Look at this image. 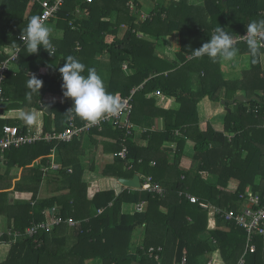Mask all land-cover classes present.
<instances>
[{
    "label": "trees",
    "instance_id": "1",
    "mask_svg": "<svg viewBox=\"0 0 264 264\" xmlns=\"http://www.w3.org/2000/svg\"><path fill=\"white\" fill-rule=\"evenodd\" d=\"M130 1L95 0L85 3L83 0H66L57 18L45 25L49 28L53 25V29L63 32L61 39L53 38L50 34L55 54L49 55L44 49L29 54L23 48L15 62L19 69H10L7 73L4 100L14 101L9 108L32 107L31 99H36L37 95L31 93L30 89L21 90L20 87L32 76L28 74L30 69L47 67L45 59L51 60L54 65L47 67V72L37 78L42 80V87L49 84L48 91L63 95L62 79L57 77L59 74L61 78V74L56 66L61 57L64 59L63 64L69 55L84 62L86 68L83 74L87 75V68H94L98 73V69L91 64L97 54L109 53L116 66L113 70L120 71L122 75L111 83L112 94L121 100L134 87L143 84V88L134 96L132 120L140 123L138 118L143 120L146 116H161L165 120V128L146 134L149 139L147 147L137 145L133 141L134 136H126L124 130L116 129L109 123L104 124L102 131L93 128L88 133L110 134L115 139L109 148L116 153V161L105 169V173L126 177V170L133 169L152 175L165 188L166 194L161 197L148 190L127 189L117 195L115 191L107 190L97 192L93 199L88 200L86 194H82L85 188L81 192L83 169L69 172L74 163L68 162L67 151L78 141V137L70 142L41 140L19 148L13 147L5 153V158L10 159V168L13 165L27 167L40 157L43 165H48L47 162L53 158L52 150H57L55 158L62 162V166L48 179L50 185L53 182L56 184L54 190L50 189L52 192L69 190V193L37 198V190L45 176L41 167L31 168L36 184L32 198L35 204L25 201L14 206L6 205L7 193H3L0 194V214L7 212L11 218L9 212L15 210L16 216L12 217L16 224L14 230L22 232L32 223L44 221L45 211L53 207L56 208V214L64 218L72 217L78 224L70 226L64 223L50 233H41L38 236L43 240L41 246L35 238L18 239L12 244L6 261L0 264H63L52 259L49 262L48 257L51 243L62 248L60 244H64L63 239L68 234L64 231L76 236L73 245L68 249H63V246L56 253V258H62L64 252L74 257L68 264H156L146 253L152 245L163 246L165 264L180 263L184 257L189 264H203L208 256L214 264H236L245 250L246 232L243 228L218 216L217 228L210 230L208 212L185 197H180L179 192L189 191L201 200L236 210L243 203L242 193L250 189L255 193H264V48L254 58L246 42H239L235 46L239 54L250 58V69L239 78H233L225 72L222 58L213 61L207 56L188 57L193 54L192 50L211 38L217 27L221 26L231 36L246 33V25L250 21L264 18L263 2L204 0L205 4L201 8L189 0H152L156 6L148 13L146 6L139 0L132 1L133 8L128 5ZM77 7L87 9L90 16L78 18ZM113 13L117 14L115 22L110 20ZM141 13H147L148 16L143 18ZM34 15H42L39 0H0V62L7 58L3 50L6 46L20 44L17 36L22 34V29ZM124 24L128 27L125 34L120 36V28ZM175 31L180 34L181 49L175 54L176 58L171 60L162 56L158 47L164 37ZM139 33L149 37H141ZM78 43L81 49H78ZM124 62L134 71L133 74L124 72ZM51 69L54 76L51 75ZM195 74L198 75V83ZM157 90L175 99L180 107L169 110L157 108ZM17 94H20L18 99ZM240 94L248 97L257 95L260 100L233 101ZM29 95L30 100L26 98ZM206 96L217 102H226L222 129H216L209 123L202 128L200 124L198 103ZM19 100L24 103L16 104ZM71 106L72 100L54 105L52 112L55 120L44 112L41 133L51 132L54 122L57 130H63L70 120L65 113ZM85 122L75 117L76 125ZM5 124L18 125L24 132L29 130L28 124L20 125L12 120L0 119V137ZM176 130L182 131L183 135H176ZM190 141L194 143L191 158L193 166L185 167L182 160ZM173 142L177 144L175 152L167 146ZM123 143L129 147L126 160L118 155ZM111 168L114 170L111 171ZM231 180L238 184L236 190H227ZM142 201L148 202L146 211H123L125 203ZM102 207L103 212L98 213ZM139 228L143 248L135 240ZM5 238L8 239V236ZM255 243L257 251L248 252L246 264H264V237L257 236ZM97 259L100 260L98 263L90 262Z\"/></svg>",
    "mask_w": 264,
    "mask_h": 264
},
{
    "label": "crops",
    "instance_id": "2",
    "mask_svg": "<svg viewBox=\"0 0 264 264\" xmlns=\"http://www.w3.org/2000/svg\"><path fill=\"white\" fill-rule=\"evenodd\" d=\"M133 1V0H132ZM130 1V2H132ZM179 1V0H178ZM128 2V4L130 3ZM139 3H142L144 6L150 5V4H155L154 1L152 0H139ZM148 11V10H147ZM88 14V15H87ZM84 13L83 11L80 12V16L82 15L83 18H88L90 15L89 13ZM115 13L111 15V22H115L116 19ZM82 18V17H81ZM125 25V24H124ZM122 27L120 30H122ZM126 31V30H125ZM124 32H121V35L125 34ZM176 33L174 34L175 36V49L176 51H180L181 49V37L178 31H175ZM178 33V34H177ZM50 34L53 35V38L56 39H61L63 37V32L61 29H53V25L50 27ZM139 36L141 37H149L143 33H139ZM171 37V36H170ZM7 47V46H6ZM24 46H22L21 52L23 51ZM159 48V47H158ZM43 47H40L38 52H41ZM20 52V53H21ZM99 52V51H97ZM159 52V51H158ZM37 55V54H36ZM20 56V55H19ZM163 56V55H162ZM241 56L243 59L246 57L245 54H239L238 51H236V55L234 57ZM168 57V56H167ZM233 57V58H234ZM17 60V59H16ZM15 61L11 63L10 69H13L17 71L19 69V66L15 64ZM45 63L47 64V67L54 65V63H51V60L48 61L47 59L44 60ZM225 60H222L224 62ZM64 59L61 57L58 62H57V68L61 67L63 65ZM84 63V62H82ZM85 64V63H84ZM91 64L94 65L98 69V74L101 76L106 91L109 93H112V82L115 79H119L122 75L120 71L113 70L114 67V62L111 59V56L109 53L101 54L98 53L95 60L91 62ZM124 64H127V62H124L122 64V69L127 75H131L134 73V71L130 70L129 66L127 68L124 67ZM118 66V65H117ZM47 67L46 66H37L33 67L30 69L28 74L35 75L36 77H41V74H44L47 72ZM106 69V71H105ZM226 71V69H225ZM104 73V76L102 73ZM229 74V73H228ZM51 75H53V71L51 69ZM242 75V74H241ZM57 77L59 79L60 75L57 74ZM195 81L197 82L198 75L195 74ZM241 77V76H240ZM198 83V82H197ZM28 82L26 84L22 85L21 90L29 89L27 87ZM49 84H46L44 87H41V92L40 95L39 93H35L37 95V98L31 99V102L33 104L32 107H10L9 105L14 102L12 100L6 99L4 100V104L2 107V113L0 119H8L12 120L20 125L25 123L21 118H20V113L21 112H34L36 114V120L33 124L28 125L29 129L32 130L33 132H41L43 129L42 125L44 122V112H46V108L49 104L52 102L56 101L58 102H67L72 100L71 98H66L63 95L60 94H55L50 91H48ZM135 88V87H134ZM20 96V94H17V99ZM28 98V97H26ZM157 99L156 107L160 109H176L180 107V105L175 101V99L166 96L163 94V96H155ZM24 103V101L19 100L16 104L22 105L21 103ZM56 103V104H57ZM201 103H203V111L204 115L202 116L201 112ZM54 104V105H56ZM53 105V107H54ZM225 105H220V102L214 101L208 96L204 97L199 103H198V112H199V118H200V124L202 128L206 127V124H211L213 127L218 125L220 128H223V119L222 117H225L226 115V110L224 109ZM52 107V108H53ZM51 108V114L47 113L48 115H52L53 120H55V114L52 112ZM227 108V107H226ZM225 112V114H224ZM142 117V116H141ZM218 117V118H217ZM140 123H135V134L133 141L139 146L142 147H147L149 144V139L146 137V134L150 132H159L164 130L165 128V120L161 116H146L145 118L140 119L138 118ZM213 120L215 121L214 124ZM26 124V123H25ZM205 126V127H203ZM56 127L55 122L53 123L52 128ZM102 131V130H100ZM175 133H179L178 136H182L183 132L180 130H176ZM177 135V134H176ZM115 142V139L113 136L110 134H107L106 136L101 135L100 132H93V133H83L82 135L78 136V141L71 147L67 153H68V162L74 163V166L71 165L70 171L72 172L73 170H79L83 169V176H82V184H83V189L81 192L85 191L82 194H86V197L88 200L93 199L95 194L100 191H107V190H113L116 192L117 195L121 194L123 191L127 189H133V188H128L125 185H123L120 182V178H133L135 175H139L141 178V181L144 180V176L146 174H143L141 172H138L137 170L133 169H128L126 170L128 172V175L126 177H121V176H114L110 175L111 173L107 174L105 173V169L107 167L112 166L115 161H116V153L109 148L113 143ZM169 145V144H168ZM172 149V148H171ZM56 151H54V154H52L50 158V161L47 162L48 165H43L42 162V157L34 160L30 165L27 167H24L22 165H13L10 168V159L7 160L6 158L4 160H1V165H0V194L7 193L6 199H5V204H9L11 206L21 204V202H32L34 205L35 201L32 199L35 194V182L33 180L34 174L30 172L31 168L35 167H41L42 171L44 172V179L40 185V187L37 190V198H48L53 195H60L61 193L67 194L69 193V190H64L62 192H52L56 184L53 182L51 185L49 184L48 179L50 176L53 174H56L59 170V168L62 166V162L60 160H57L58 158H55ZM175 152V151H174ZM71 158V159H69ZM173 159L175 158V153L172 157ZM22 159V158H21ZM155 162V161H154ZM153 162V165H154ZM156 163V162H155ZM54 165H58V168L55 169L53 168ZM75 167V168H74ZM114 168H111V171H113ZM32 179V180H31ZM21 187H18L20 186ZM53 188V190L51 189ZM248 191H253V190H248ZM180 193V192H179ZM180 196V194H179ZM182 197V196H180ZM187 199V198H186ZM189 200V199H188ZM146 202L145 209L147 210L148 207V202ZM135 205L136 203H125L123 205V211L126 213H134L135 212ZM215 205V204H214ZM104 208V207H102ZM100 209V208H99ZM98 209V210H99ZM145 210V211H146ZM208 212V211H207ZM11 213L12 217L16 216L15 210H11L9 214ZM20 214V211H19ZM12 217L10 218L7 212L0 214V233H5L3 236H0L1 242H0V263L6 261L10 254V250L12 248V239L11 236L7 233L10 230H14L16 224H14V219L12 220ZM76 221V220H75ZM88 221V219H86ZM76 224H78V221H76ZM208 228L210 230L216 229L217 228V218L215 220L212 218V215L208 212ZM68 234L66 235V239H63L64 244H60L63 249H68L70 245H73L76 241V236L74 234H70L68 231ZM64 232L62 233L64 236ZM141 228L138 229L137 235H136V244L141 246L142 241H141ZM5 236H8V239L5 238ZM62 236V237H63ZM3 240V241H2ZM62 248H58L57 244L54 245V242L49 245V255L50 258L48 261L50 262L51 259L53 261H62L64 262L63 264H68V261L74 259L71 255L69 256L67 252H64V256L62 255V258L58 256L56 258V253L58 251H61ZM217 256V255H216ZM215 256V257H216ZM54 257V258H53ZM100 260H94L90 262L98 263ZM89 263V260L86 261ZM213 263V259L211 257H207L204 261L203 264H209ZM238 262V261H237ZM237 264V263H236Z\"/></svg>",
    "mask_w": 264,
    "mask_h": 264
},
{
    "label": "built area",
    "instance_id": "3",
    "mask_svg": "<svg viewBox=\"0 0 264 264\" xmlns=\"http://www.w3.org/2000/svg\"><path fill=\"white\" fill-rule=\"evenodd\" d=\"M95 0H83L85 3H92ZM42 7L41 20L46 25L52 19L57 18L59 11L62 6L65 4L66 0H39ZM130 8H133L134 3L130 2L128 4ZM88 13L87 9L76 8V16H80V12ZM144 18L148 16L147 13H141ZM88 15V14H87ZM142 16V17H143ZM75 26V25H74ZM75 28V27H74ZM214 34V31H213ZM244 34H239L237 36H232L234 45L236 46L239 42H246V37ZM21 34L17 36L20 40V44L16 46H7L3 50L7 54V58L0 62V117L2 113V107L4 102V83L7 79V73L10 70L11 63L15 61L20 55L23 45L21 40ZM78 49H81L80 43L77 45ZM189 59L195 58L191 54ZM124 67L127 68L128 65L124 64ZM143 88L141 86L135 87L131 92L121 98L122 108L119 112L114 115H105L95 124H90L85 122L82 125H76L75 117L70 118L68 124L63 130H57L55 127L51 132L42 134L41 132H33L28 130L26 132L22 131L18 125L5 124L2 130V136L0 137V159H5V153L7 150L16 147L19 148L26 144H34L37 141H47L51 142L53 140L70 142L73 138L82 135L83 133L89 132L93 128L102 130L105 123L112 124L114 128L124 130L126 136H134L135 134V123L132 120L135 105H134V96L135 94ZM156 96H163V93L160 90H157L155 93ZM171 145H173L171 143ZM173 150L174 146H170ZM55 149L52 150L54 153ZM129 154V147L126 143L122 144V149L118 152V155L122 159H127ZM156 163L154 162V165ZM131 167V165H130ZM53 168L57 169L58 165H54ZM143 190H148L157 194L161 197L165 196V188L157 181L154 180L152 175H145L144 180L142 181ZM180 196H183L189 199L190 202L198 204L202 209L208 211L212 218L215 220L218 216L224 218L226 221L234 222L237 226L243 228L246 232V246L243 254L240 256L237 264H246L248 252H256L257 245L255 243L257 236L264 237V193H255L253 191H247L242 193L240 196L243 199L241 207L236 210L230 207H220L214 205L211 202L201 200L198 196L190 193L189 191H180ZM146 202L142 201L136 203L135 211L144 212ZM104 208H100L98 213L103 212ZM56 208H50L45 211L46 219L42 222L32 223L25 232L19 230H10L7 233L11 236L12 242L15 243L18 239L23 237L35 238V241L38 242L39 246L43 243V240L38 238V236L43 232H52L56 227L62 224H68L70 226H75L76 221L72 217L64 218L59 214H56ZM5 233H0V236H3ZM3 241V240H2ZM143 248V246H141ZM164 251L163 246H149L147 248V254L153 258L156 264H165L162 258V252ZM177 264H189L186 260V257L182 259L180 263ZM209 264H212L211 262Z\"/></svg>",
    "mask_w": 264,
    "mask_h": 264
},
{
    "label": "clouds",
    "instance_id": "4",
    "mask_svg": "<svg viewBox=\"0 0 264 264\" xmlns=\"http://www.w3.org/2000/svg\"><path fill=\"white\" fill-rule=\"evenodd\" d=\"M246 44L252 57L257 58L264 48V18L253 19L246 25ZM21 40L29 54L37 53L42 46L49 55L55 54V49L50 39V28L45 26L39 16H31L25 28L22 29ZM195 58L207 56L216 61L219 58L232 60L236 55V48L232 36L221 26L217 27L214 34L201 47L192 50ZM86 65L74 56H67L63 66L58 71L61 74L63 96L72 99V106L65 113L69 118L80 119L95 124L105 115H114L122 108L120 99L106 91L101 76L94 68ZM27 87L31 93H39L42 80L32 75ZM31 99V95L28 96ZM20 118L28 125L36 120L34 112H21Z\"/></svg>",
    "mask_w": 264,
    "mask_h": 264
},
{
    "label": "rangeland",
    "instance_id": "5",
    "mask_svg": "<svg viewBox=\"0 0 264 264\" xmlns=\"http://www.w3.org/2000/svg\"><path fill=\"white\" fill-rule=\"evenodd\" d=\"M189 2L192 3V4H195V5H199V6H201V8H203V5L205 4V1L204 0H189ZM262 2H263V5H264V0H262ZM155 6H156V2H155V5H154V3L153 4H150V5H146L145 9H147V10L150 11V10H153ZM146 12H148V11H146ZM144 16H143V18H144ZM127 27L128 26L126 24L123 25V28H122L121 32H124ZM175 33L176 32H174L173 34H171L169 36L164 37L161 40V42H159L161 45H159V48H158V51H159V53L161 55L168 56L169 58H171V60H174L176 58L175 57V54L177 53V51L175 49V45H174V43H175V39H174L175 38L174 37L175 35L174 34ZM249 64H250V58L249 57H245L243 59V57L237 56V57H234L232 60H225L224 61V67H225L224 70L226 69L225 72L226 73H229V75L231 74V77H233V78H239L240 76H243V73L245 71H247V70L250 69ZM263 68H264V58H263ZM105 71H106V69H105ZM102 75L104 76V73H102ZM3 104H4V102H3ZM220 105H223L222 101L220 102ZM224 109L226 110V107ZM202 111L203 110L201 109V112ZM203 112L201 113L202 116L204 115ZM224 114H225V112H224ZM222 118L223 119H221V120L223 121L225 117H222ZM214 122L215 121L213 120V123ZM214 124H217V123H214ZM203 127H205V126H203ZM214 128H216V129H222L218 125L214 126ZM176 134L178 135L179 133H176ZM172 144L173 145L169 144V146H174V149L175 150H173V151H176L177 150V144H176V142H173ZM167 146H168V144H167ZM193 148H194V143L191 142V141L188 142L187 143V147H186L185 152H184V155H183V160H182V165L185 166V167H189L191 165L193 166V163H192L193 152H194V149ZM237 186H238V184L235 181H232L231 180L228 183L227 190H230V191L236 190L237 189Z\"/></svg>",
    "mask_w": 264,
    "mask_h": 264
},
{
    "label": "water",
    "instance_id": "6",
    "mask_svg": "<svg viewBox=\"0 0 264 264\" xmlns=\"http://www.w3.org/2000/svg\"><path fill=\"white\" fill-rule=\"evenodd\" d=\"M256 99V100H260L259 96L254 95L252 97H248L246 95L240 94L237 95L233 101H241V102H250L251 100ZM57 102L54 101L51 104H49L46 108V112L51 114V108L53 107L54 104H56ZM222 103L225 105L226 102L225 100H222ZM120 182L125 185L128 188H133V189H141L142 187V181L139 175H135L133 178H120Z\"/></svg>",
    "mask_w": 264,
    "mask_h": 264
}]
</instances>
